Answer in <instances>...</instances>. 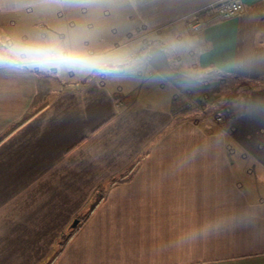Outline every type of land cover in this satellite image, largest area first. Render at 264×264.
Here are the masks:
<instances>
[{"label":"crops","instance_id":"crops-1","mask_svg":"<svg viewBox=\"0 0 264 264\" xmlns=\"http://www.w3.org/2000/svg\"><path fill=\"white\" fill-rule=\"evenodd\" d=\"M44 1L0 0V13ZM216 1L105 0L113 23H70L60 44L91 69L0 62V264H264V177L240 179L251 167L233 156L264 170V114L236 128L234 100L215 126L183 103H203L218 74L264 93V0L227 19L204 12ZM16 24L0 42L44 45Z\"/></svg>","mask_w":264,"mask_h":264},{"label":"rangeland","instance_id":"rangeland-1","mask_svg":"<svg viewBox=\"0 0 264 264\" xmlns=\"http://www.w3.org/2000/svg\"><path fill=\"white\" fill-rule=\"evenodd\" d=\"M72 6L73 8H71ZM111 15L112 12L110 13V16ZM108 18L109 13L106 11L105 0H98L95 2L87 0V3L84 4L81 0H47L33 5L30 8H18L8 13H0V23H19V25H15L18 33L12 31L13 35L20 38L24 35L29 36L32 33H40L45 35L44 45L50 43L61 44L62 36L67 32L71 33L73 29L70 23H113L108 22ZM193 21L194 19L187 21L190 28L194 24L192 23ZM7 24H5L6 32L0 29V33L3 35L2 38H7L6 35L9 31V25ZM87 30V27L82 30L85 33L82 38L83 41L88 39L91 33ZM41 38L42 36L39 35L38 39ZM92 59L95 61L96 58L92 57ZM63 67L65 68L64 71L72 69V67ZM86 74H88V72ZM211 78L213 82L206 87L209 96L203 99V103H200V100H198L200 98H197L203 94L199 93L197 97L194 96L185 99L183 101L185 106L199 109L202 111L203 116L208 115L210 117V121L215 123V126H219L222 123L225 126H229L227 122L231 121L233 117V112L229 108L231 103L236 100L238 101L236 112L238 118H235L237 121L234 119L236 128L249 129L253 127L251 122L255 118L263 120L260 114H264V103L261 102V99L264 100V93L255 98V94L252 92V89L256 87L254 83L251 84L252 86L249 84L241 85V91L238 93L235 88L237 81H235L234 78L232 79L227 75L221 74L211 75ZM234 97H236V99H234ZM181 100L182 99H179V106L181 105ZM256 100L259 101L257 105L254 103ZM234 152L235 154L233 156L235 161L240 162L243 167H251L249 174L247 171L243 172L244 169L241 170L242 172L239 175L240 179H255V177L261 179L264 177V170H262L258 162L251 158L243 159L242 152L236 145H234ZM67 231L64 236H66ZM53 255L54 251L48 260L52 259Z\"/></svg>","mask_w":264,"mask_h":264},{"label":"clouds","instance_id":"clouds-1","mask_svg":"<svg viewBox=\"0 0 264 264\" xmlns=\"http://www.w3.org/2000/svg\"><path fill=\"white\" fill-rule=\"evenodd\" d=\"M0 46L5 49L6 53L0 54V62L38 63L41 67L67 66L88 69L97 66L92 58L56 43L35 46L4 41L0 42Z\"/></svg>","mask_w":264,"mask_h":264},{"label":"built area","instance_id":"built-area-1","mask_svg":"<svg viewBox=\"0 0 264 264\" xmlns=\"http://www.w3.org/2000/svg\"><path fill=\"white\" fill-rule=\"evenodd\" d=\"M243 9L244 4L241 0H218L206 7L204 12L211 15H217L222 19H227L236 16L243 11ZM192 23H194L191 27L192 29H200L202 23L199 15Z\"/></svg>","mask_w":264,"mask_h":264},{"label":"trees","instance_id":"trees-1","mask_svg":"<svg viewBox=\"0 0 264 264\" xmlns=\"http://www.w3.org/2000/svg\"><path fill=\"white\" fill-rule=\"evenodd\" d=\"M140 160L141 159L139 157L137 159V161H135L126 171H124L123 173H121L118 176L110 178L108 183L109 184H114V183H117V182H122V181H126L128 179H131L133 177L134 173L136 172L138 166H139ZM101 199H102V195L98 197L97 202H99ZM94 207H95V204L92 206V208L89 211H87L86 213H84L82 215H79V217L81 219L80 220L81 222H83L84 220H86L90 216V214H91L92 210L94 209ZM75 231H76V228H71L70 230H68L67 233H66L64 242H67L73 236ZM62 247H63V244L60 245V250L62 249ZM60 250H59V252H60ZM59 252L57 253V255L59 254ZM51 263H52V261L49 262L48 264H51Z\"/></svg>","mask_w":264,"mask_h":264},{"label":"water","instance_id":"water-1","mask_svg":"<svg viewBox=\"0 0 264 264\" xmlns=\"http://www.w3.org/2000/svg\"><path fill=\"white\" fill-rule=\"evenodd\" d=\"M79 222H80V218H79V217H76V218L72 221V223L70 224V228H75V227L78 225Z\"/></svg>","mask_w":264,"mask_h":264}]
</instances>
